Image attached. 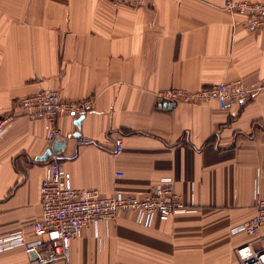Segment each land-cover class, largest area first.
I'll use <instances>...</instances> for the list:
<instances>
[{
	"label": "crops",
	"instance_id": "obj_1",
	"mask_svg": "<svg viewBox=\"0 0 264 264\" xmlns=\"http://www.w3.org/2000/svg\"><path fill=\"white\" fill-rule=\"evenodd\" d=\"M224 2L0 0V119L16 115L0 133V237L24 229L35 239L49 163L37 158L54 140L19 99L54 89L66 99L95 98L80 128L78 117L58 120L66 139L58 155L75 187L143 197L170 178L195 211L151 226L122 212L85 227L70 261L52 264H241L239 246L264 249V226L255 237L235 230L264 198V27L235 25ZM236 79L255 89L244 107L168 109L156 96ZM33 260L22 247L0 251V264Z\"/></svg>",
	"mask_w": 264,
	"mask_h": 264
},
{
	"label": "built area",
	"instance_id": "obj_2",
	"mask_svg": "<svg viewBox=\"0 0 264 264\" xmlns=\"http://www.w3.org/2000/svg\"><path fill=\"white\" fill-rule=\"evenodd\" d=\"M130 6H145L149 0H112ZM235 19V25L257 32L264 27V1L225 0L222 7ZM253 88L243 79L222 82L196 90L169 87L157 92L160 104L218 102L221 109L244 107L249 102ZM19 105L29 119L45 120L49 125L50 142L63 136L58 126L59 118H79L94 109L93 96L66 99L57 90L43 89L22 96ZM16 118L8 114L0 119V133ZM115 152L124 148L122 137L115 138ZM41 215L32 224L35 239L29 240L24 229L0 237V251L22 247L27 254H35L34 264L69 262L71 246L83 235L85 227L116 220L122 212H133L138 223L151 226L156 218L168 220L174 215L195 211V208L178 194L172 179L164 178L145 196L114 193L105 195L96 188H77L72 174L60 161L58 154L49 158L48 168L41 182ZM264 226V198H258L254 215L235 230L245 231L255 237ZM236 254L241 264H264V249L255 250L250 243L239 246Z\"/></svg>",
	"mask_w": 264,
	"mask_h": 264
},
{
	"label": "water",
	"instance_id": "obj_3",
	"mask_svg": "<svg viewBox=\"0 0 264 264\" xmlns=\"http://www.w3.org/2000/svg\"><path fill=\"white\" fill-rule=\"evenodd\" d=\"M165 108L171 109L175 106L174 103H170V104H164L163 105ZM82 116L77 118L76 120V124L77 126L80 128L81 127V120H82ZM75 136H80L81 132L80 131H76L74 133ZM66 145V139L64 136H60L59 138H56L53 143L51 144V146L46 150V152L42 155L39 156L37 159L38 160H48L52 154H59L60 152H62V150L64 149ZM30 256L34 259L36 256L35 254L31 253Z\"/></svg>",
	"mask_w": 264,
	"mask_h": 264
}]
</instances>
